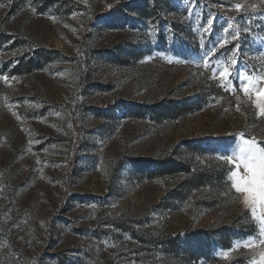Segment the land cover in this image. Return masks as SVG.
<instances>
[{"label":"rangeland","instance_id":"rangeland-1","mask_svg":"<svg viewBox=\"0 0 264 264\" xmlns=\"http://www.w3.org/2000/svg\"><path fill=\"white\" fill-rule=\"evenodd\" d=\"M0 4V264L259 260L219 157L264 147V0Z\"/></svg>","mask_w":264,"mask_h":264},{"label":"snow or ice","instance_id":"snow-or-ice-1","mask_svg":"<svg viewBox=\"0 0 264 264\" xmlns=\"http://www.w3.org/2000/svg\"><path fill=\"white\" fill-rule=\"evenodd\" d=\"M4 5L0 4V7ZM235 8L240 10L242 5L237 3ZM208 25L211 26L213 20L210 18L207 21ZM231 27V25H229ZM207 30V29H206ZM225 32L228 29L224 30ZM233 40L237 39V36L232 37ZM221 45L228 43L225 39L219 42ZM210 51H214L210 50ZM235 64L236 61L232 60ZM215 74V71H214ZM230 71L227 67H224L219 72L221 78L230 76ZM7 81V76L0 77ZM15 79V78H13ZM248 83L242 86V91L247 95L253 88L256 87L258 81H253L250 78ZM264 79V78H262ZM256 100L255 105L258 110V115L264 117V88H260L255 92ZM220 160L226 162L232 167L229 170L228 180L231 181V188L239 194L241 202L245 209L250 210L253 221L257 224V237H249L248 241L237 242L233 249L240 246L254 247L256 245H264V147L255 139H243L242 143L238 147V150H234L232 155H221ZM241 168L243 171L241 172ZM228 252L222 255L226 258ZM254 264H264V251H260L259 260L254 261Z\"/></svg>","mask_w":264,"mask_h":264},{"label":"trees","instance_id":"trees-1","mask_svg":"<svg viewBox=\"0 0 264 264\" xmlns=\"http://www.w3.org/2000/svg\"><path fill=\"white\" fill-rule=\"evenodd\" d=\"M158 5V0H155ZM169 103H173V107L171 109L168 108L169 112H179L180 114H187L188 112L194 111L195 108L192 103L189 101H176L170 100ZM164 107V106H163ZM165 111V109H163ZM162 110V111H163ZM161 111V110H160ZM160 170L163 175L168 176L172 173L174 174L178 170H182L185 174L190 176L189 181L199 183L205 179V174L202 173H194L189 164H181L176 162L172 158H165L160 162ZM157 240V239H156Z\"/></svg>","mask_w":264,"mask_h":264}]
</instances>
